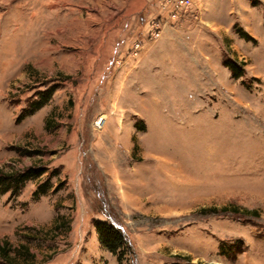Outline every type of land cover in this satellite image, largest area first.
Returning <instances> with one entry per match:
<instances>
[{
	"label": "rangeland",
	"instance_id": "rangeland-1",
	"mask_svg": "<svg viewBox=\"0 0 264 264\" xmlns=\"http://www.w3.org/2000/svg\"><path fill=\"white\" fill-rule=\"evenodd\" d=\"M161 1L0 0V264H264V0Z\"/></svg>",
	"mask_w": 264,
	"mask_h": 264
},
{
	"label": "trees",
	"instance_id": "trees-1",
	"mask_svg": "<svg viewBox=\"0 0 264 264\" xmlns=\"http://www.w3.org/2000/svg\"><path fill=\"white\" fill-rule=\"evenodd\" d=\"M247 34H243L242 36L245 37ZM227 66L230 67V69L233 71L235 77H240L242 76L243 70H238L241 69L237 67V65L234 62H229L227 63ZM50 91V90H49ZM48 123V121H47ZM138 129H142L140 126H138ZM36 170H31L32 174L24 173V174H10L9 176H5V178L0 177V191L4 190H10L11 189V184H21L25 182L27 179L30 177H36L39 175V172H35ZM35 174V175H34ZM6 180V178H9ZM8 182V184H6ZM6 184V185H5ZM220 213V212H233L235 214H242L243 212L245 214L249 215H254L258 216L259 213L257 210H243L241 212L239 208L235 205L231 206H223L221 208L217 207H211L209 210H204L203 213ZM95 226L97 228L98 234H99V239L101 244L106 247L108 250L113 252L114 254H118V250L124 248L127 250H130V240L127 236V234L120 228L115 222L112 220H107V221H102V220H97L95 222ZM4 252H7L4 250Z\"/></svg>",
	"mask_w": 264,
	"mask_h": 264
},
{
	"label": "built area",
	"instance_id": "built-area-1",
	"mask_svg": "<svg viewBox=\"0 0 264 264\" xmlns=\"http://www.w3.org/2000/svg\"><path fill=\"white\" fill-rule=\"evenodd\" d=\"M194 0H162L160 2V24L170 23L180 18L184 12L193 4ZM159 36V32L154 33ZM142 42L137 41L136 46H141Z\"/></svg>",
	"mask_w": 264,
	"mask_h": 264
}]
</instances>
